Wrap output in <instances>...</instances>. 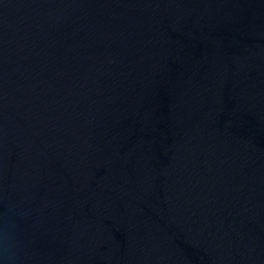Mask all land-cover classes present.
I'll list each match as a JSON object with an SVG mask.
<instances>
[{"label":"water","instance_id":"obj_1","mask_svg":"<svg viewBox=\"0 0 264 264\" xmlns=\"http://www.w3.org/2000/svg\"><path fill=\"white\" fill-rule=\"evenodd\" d=\"M0 264H264V0H0Z\"/></svg>","mask_w":264,"mask_h":264}]
</instances>
